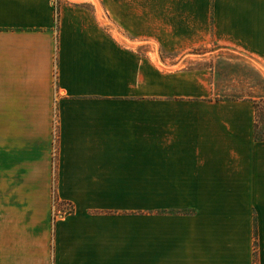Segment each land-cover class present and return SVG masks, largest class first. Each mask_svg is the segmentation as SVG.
I'll return each mask as SVG.
<instances>
[{"label": "crops", "instance_id": "crops-1", "mask_svg": "<svg viewBox=\"0 0 264 264\" xmlns=\"http://www.w3.org/2000/svg\"><path fill=\"white\" fill-rule=\"evenodd\" d=\"M62 1L55 28L54 0H0V78H56L51 264H264L255 107L182 56L231 47L264 78V0Z\"/></svg>", "mask_w": 264, "mask_h": 264}, {"label": "rangeland", "instance_id": "rangeland-1", "mask_svg": "<svg viewBox=\"0 0 264 264\" xmlns=\"http://www.w3.org/2000/svg\"><path fill=\"white\" fill-rule=\"evenodd\" d=\"M62 3L54 0L55 28ZM185 55V69L211 84V100L254 106L264 96V78L248 54L210 44ZM158 56L178 57L154 49L160 64ZM56 90V78H0V264H51L53 223L72 212L55 186Z\"/></svg>", "mask_w": 264, "mask_h": 264}, {"label": "trees", "instance_id": "trees-1", "mask_svg": "<svg viewBox=\"0 0 264 264\" xmlns=\"http://www.w3.org/2000/svg\"><path fill=\"white\" fill-rule=\"evenodd\" d=\"M254 107L256 111L255 139L256 141L264 142V130L261 131L260 129L261 124H264V121H261V114L264 112V96L263 95L259 96V101H254ZM255 264H257L256 257H255Z\"/></svg>", "mask_w": 264, "mask_h": 264}]
</instances>
